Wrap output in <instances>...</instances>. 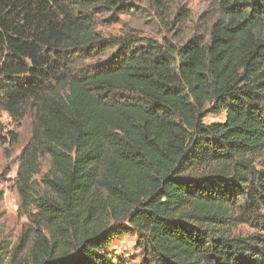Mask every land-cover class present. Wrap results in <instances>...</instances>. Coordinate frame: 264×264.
Here are the masks:
<instances>
[{"label":"trees","instance_id":"16d2710c","mask_svg":"<svg viewBox=\"0 0 264 264\" xmlns=\"http://www.w3.org/2000/svg\"><path fill=\"white\" fill-rule=\"evenodd\" d=\"M139 1L0 0V109L34 116L28 225L0 264H115L120 222L144 264H264V0H205L207 32L179 46L97 30Z\"/></svg>","mask_w":264,"mask_h":264},{"label":"rangeland","instance_id":"374dc122","mask_svg":"<svg viewBox=\"0 0 264 264\" xmlns=\"http://www.w3.org/2000/svg\"><path fill=\"white\" fill-rule=\"evenodd\" d=\"M209 4L205 0H170L165 13L156 11L151 0H140L133 11L122 14L120 21L109 24L105 17H97V30L105 36L135 35L159 42H170L179 46L195 34L207 32L210 21ZM118 46L87 60L86 64L102 63ZM225 114L207 115L205 122H222ZM34 116L30 109L21 121H15L8 112L0 109V256L10 253L20 245V236L28 225L27 216L21 209V198L17 186V171L25 146L32 138ZM13 135L16 138H13ZM41 177L49 167L47 159L42 160ZM43 186L41 185V188ZM253 231L248 225L240 227ZM119 233L108 245L107 252L115 264H144L148 262L149 248H144L138 231L127 222L118 223ZM22 247V246H21ZM22 257L18 258V261ZM7 264L9 259L6 260Z\"/></svg>","mask_w":264,"mask_h":264}]
</instances>
